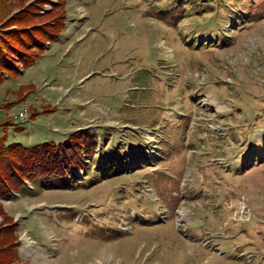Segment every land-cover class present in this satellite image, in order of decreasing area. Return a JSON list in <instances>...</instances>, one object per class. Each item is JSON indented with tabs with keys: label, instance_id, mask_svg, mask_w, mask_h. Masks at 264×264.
I'll return each mask as SVG.
<instances>
[{
	"label": "rangeland",
	"instance_id": "rangeland-1",
	"mask_svg": "<svg viewBox=\"0 0 264 264\" xmlns=\"http://www.w3.org/2000/svg\"><path fill=\"white\" fill-rule=\"evenodd\" d=\"M31 2L0 0V30ZM41 13L8 53L18 73L2 70L13 125L0 134L85 141L69 176L0 196L14 264H264V0H50Z\"/></svg>",
	"mask_w": 264,
	"mask_h": 264
},
{
	"label": "trees",
	"instance_id": "trees-1",
	"mask_svg": "<svg viewBox=\"0 0 264 264\" xmlns=\"http://www.w3.org/2000/svg\"><path fill=\"white\" fill-rule=\"evenodd\" d=\"M47 1L50 0H33L14 13L8 11L10 9L7 6L4 7L9 17L0 30V83L3 81L2 70H10L12 67L14 69L12 74L18 73L17 68L9 63L8 53L10 49L20 52L17 40L23 38L27 29L41 27V24L36 25L33 22L43 15L41 6L48 3ZM28 86L31 84L21 86L19 92L24 93V89ZM5 103V109L12 105L11 102ZM11 124L13 125L9 120L1 119L0 131L7 129ZM16 130L19 128L16 127ZM84 132L85 129L75 130L68 140L57 144V147L52 142H43L31 147L19 142L8 143L6 135L0 134V196L5 197L19 192L27 186V183L38 179L53 175L64 178L72 174V169H76L78 165L75 154L85 141ZM0 218V264H14L18 260V243L13 232L15 224L2 205H0Z\"/></svg>",
	"mask_w": 264,
	"mask_h": 264
},
{
	"label": "built area",
	"instance_id": "built-area-1",
	"mask_svg": "<svg viewBox=\"0 0 264 264\" xmlns=\"http://www.w3.org/2000/svg\"><path fill=\"white\" fill-rule=\"evenodd\" d=\"M28 109L21 107L15 114L14 119L17 121H26L28 119Z\"/></svg>",
	"mask_w": 264,
	"mask_h": 264
}]
</instances>
